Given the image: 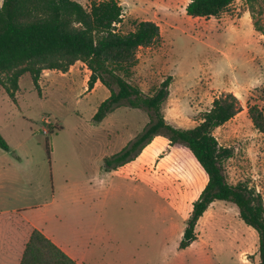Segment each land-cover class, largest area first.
<instances>
[{
    "label": "rangeland",
    "instance_id": "1",
    "mask_svg": "<svg viewBox=\"0 0 264 264\" xmlns=\"http://www.w3.org/2000/svg\"><path fill=\"white\" fill-rule=\"evenodd\" d=\"M75 1L90 8L93 0ZM117 1L124 11L121 33L142 21L160 26L161 44L138 50L127 81L153 96L172 77L161 105L169 124L193 129L214 99L229 93L238 98L242 111L213 135L232 150L222 163L228 183L247 184L264 200V134L248 115L252 105L264 110V35L252 19L254 12L264 26V0H236L209 19L187 15L191 0ZM73 66L68 76L43 71L40 90L24 75L17 102L0 87V136L10 147L0 148V223L24 213L85 264H258L259 234L225 201H216L199 220L197 240L179 248L208 177L187 148L170 146L165 137L154 138L122 166L126 179L109 176L110 193L90 190L88 180L106 173L105 158L137 138L150 117L124 106L94 122L110 91L102 86L89 92L87 66Z\"/></svg>",
    "mask_w": 264,
    "mask_h": 264
},
{
    "label": "trees",
    "instance_id": "2",
    "mask_svg": "<svg viewBox=\"0 0 264 264\" xmlns=\"http://www.w3.org/2000/svg\"><path fill=\"white\" fill-rule=\"evenodd\" d=\"M236 0H191L186 7L193 18L217 17ZM124 11L117 0L91 2L85 8L75 0H4L0 7V87L17 102L20 79L29 74L40 90V78L45 70L67 73L77 62L91 72L88 91L97 82L110 91L102 102L94 122L101 123L119 107L144 109L150 122L120 153L105 159L106 171L134 161L154 138L168 139L170 146L187 148L205 172L208 181L193 211L186 221L180 249L197 240L196 227L209 207L216 201L234 204L240 218L259 234L260 262L264 264V200L247 184L230 185L223 161L232 157V150L220 147L213 132L242 111L238 98L229 93L214 99L212 108L193 129L183 130L169 124L161 105L169 96L172 77L160 85L153 96H146L131 85L127 78L138 64L137 52L162 42L160 26L152 21L140 22L133 32L121 33ZM255 29L264 35L262 26L252 14ZM5 76L3 79L1 76ZM254 127L264 134V110L258 105L248 107ZM0 148L10 147L0 136ZM20 264H78L42 232L34 229L25 247Z\"/></svg>",
    "mask_w": 264,
    "mask_h": 264
},
{
    "label": "crops",
    "instance_id": "3",
    "mask_svg": "<svg viewBox=\"0 0 264 264\" xmlns=\"http://www.w3.org/2000/svg\"><path fill=\"white\" fill-rule=\"evenodd\" d=\"M74 67V66H73ZM88 74H91L89 69L86 68ZM68 76V73L66 74ZM90 76V75H88ZM101 82H97L93 91L102 87ZM108 158V157H107ZM106 159V158H105ZM124 167H120L117 170L106 171L104 175H99L88 180L90 189L95 193L94 188H102L106 193H110L113 189L112 183L108 181L111 176L126 179L125 176L120 175L121 170ZM110 176V177H109ZM214 204V203H213ZM19 219L17 221L4 220L0 223V264H20L22 260L25 247L30 239V236L34 229L42 232L47 238H49L54 244L61 248L68 256L75 260L78 264H85V259L78 254H75L70 247L60 242L55 236L46 230L44 227L39 226L31 222L26 218L24 213H18ZM87 239V252H89L93 235H88Z\"/></svg>",
    "mask_w": 264,
    "mask_h": 264
},
{
    "label": "built area",
    "instance_id": "4",
    "mask_svg": "<svg viewBox=\"0 0 264 264\" xmlns=\"http://www.w3.org/2000/svg\"><path fill=\"white\" fill-rule=\"evenodd\" d=\"M43 122L45 123V124H51V121H50V119L49 118H44L43 119Z\"/></svg>",
    "mask_w": 264,
    "mask_h": 264
}]
</instances>
